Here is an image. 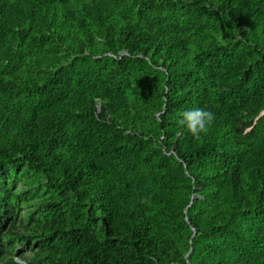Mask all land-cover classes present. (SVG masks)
<instances>
[{"label": "trees", "instance_id": "16d2710c", "mask_svg": "<svg viewBox=\"0 0 264 264\" xmlns=\"http://www.w3.org/2000/svg\"><path fill=\"white\" fill-rule=\"evenodd\" d=\"M22 165L49 199L21 236L0 185V258L264 264V0H0V171Z\"/></svg>", "mask_w": 264, "mask_h": 264}, {"label": "rangeland", "instance_id": "374dc122", "mask_svg": "<svg viewBox=\"0 0 264 264\" xmlns=\"http://www.w3.org/2000/svg\"><path fill=\"white\" fill-rule=\"evenodd\" d=\"M0 185H3L10 193V200L15 206V232L21 236L32 232L33 217L39 215L43 205L48 200L50 188L45 179L38 175L35 177L25 165L16 168H7L0 171ZM100 238L108 242H120L126 240L123 233H111L105 226L97 223ZM37 242L33 238L30 243L25 240L15 242L13 247L6 248L0 258V264H21L16 251L27 261H35L37 264H50L45 259V253H37Z\"/></svg>", "mask_w": 264, "mask_h": 264}, {"label": "clouds", "instance_id": "9594fccd", "mask_svg": "<svg viewBox=\"0 0 264 264\" xmlns=\"http://www.w3.org/2000/svg\"><path fill=\"white\" fill-rule=\"evenodd\" d=\"M215 114L210 110L194 108L182 113L178 123L185 127L197 140L207 134L215 122Z\"/></svg>", "mask_w": 264, "mask_h": 264}]
</instances>
